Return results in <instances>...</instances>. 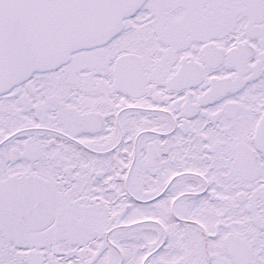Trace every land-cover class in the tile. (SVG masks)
<instances>
[{
	"label": "snow or ice",
	"instance_id": "obj_1",
	"mask_svg": "<svg viewBox=\"0 0 264 264\" xmlns=\"http://www.w3.org/2000/svg\"><path fill=\"white\" fill-rule=\"evenodd\" d=\"M0 264H264V0H0Z\"/></svg>",
	"mask_w": 264,
	"mask_h": 264
}]
</instances>
